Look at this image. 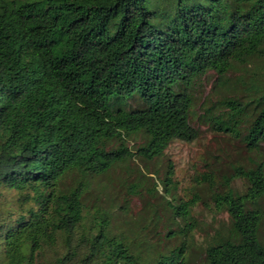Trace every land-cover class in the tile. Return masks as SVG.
Returning a JSON list of instances; mask_svg holds the SVG:
<instances>
[{
  "label": "trees",
  "instance_id": "16d2710c",
  "mask_svg": "<svg viewBox=\"0 0 264 264\" xmlns=\"http://www.w3.org/2000/svg\"><path fill=\"white\" fill-rule=\"evenodd\" d=\"M208 75L225 92L201 117L260 154L264 0H0V264L46 251L48 264H190L193 200H168L170 225L150 241L113 231L125 206L88 194L116 165L196 139ZM257 159L232 169L243 190L211 195L228 225L205 240L204 264H264Z\"/></svg>",
  "mask_w": 264,
  "mask_h": 264
},
{
  "label": "rangeland",
  "instance_id": "374dc122",
  "mask_svg": "<svg viewBox=\"0 0 264 264\" xmlns=\"http://www.w3.org/2000/svg\"><path fill=\"white\" fill-rule=\"evenodd\" d=\"M224 92L212 75L201 82L193 107L192 126L197 131V138L193 141H174L163 156L154 161L142 163L133 159L90 180V205L107 207L114 200L116 206L122 204L126 208V214L114 208L113 231H122L128 236L138 232L140 236L144 235L142 239L148 236L153 241L166 225H170L168 200L172 204L193 200L191 217L196 229L190 264H204L202 248L205 240L216 230H226L228 225L227 215L213 206L211 195L222 193L227 187L243 190L239 179L230 178L234 167L248 168L250 160L257 159L258 155L257 160L264 164V145L260 154H249L240 142L215 132L205 117H201L205 108L218 101ZM168 171L172 175L166 192L162 181ZM64 181L63 187L69 184L70 177ZM153 184H156V192L152 191ZM130 188L134 192H129ZM259 207L262 212L259 239L264 245V197ZM57 250H61L59 244ZM52 257V252H43L37 264H48Z\"/></svg>",
  "mask_w": 264,
  "mask_h": 264
}]
</instances>
